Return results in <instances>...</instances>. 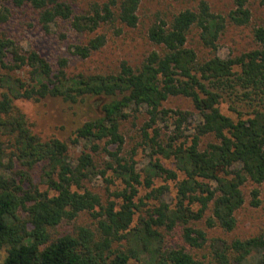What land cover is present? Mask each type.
<instances>
[{
	"label": "trees",
	"instance_id": "1",
	"mask_svg": "<svg viewBox=\"0 0 264 264\" xmlns=\"http://www.w3.org/2000/svg\"><path fill=\"white\" fill-rule=\"evenodd\" d=\"M139 5L140 0H93L76 13L65 0H0V136L7 137L0 140V249L6 250L1 264H264V236L210 238L198 225L232 231L235 213L245 202V183L253 185L250 204H259L257 185L264 181V26L251 28L254 46L249 50L226 57L215 53L228 23H250L247 0H231L226 14L199 0L167 20L156 19L146 29L154 48L141 63L133 67L122 60L108 73L68 75L64 57L54 70L37 50H22L3 30L12 7L28 6L45 33L52 24L67 22L72 33L84 37L68 46L71 55L84 59L105 45V28L117 33V25L136 27ZM192 31L208 49L207 56L188 42ZM19 70L26 76H16ZM47 96L70 102L106 97L98 115L73 132L71 144L86 143L74 158L66 141L35 134L14 104L18 97L38 101ZM173 96L191 100L198 118L192 129L186 128L190 111L163 106ZM221 103L232 115L220 110ZM141 109L145 117L138 136L149 155L143 175L132 155L121 154L120 132L128 110ZM169 119L172 135L161 138ZM204 134L214 141L201 147ZM100 154L107 158L103 170L94 158ZM154 155L171 159L173 167ZM37 169L45 190L33 182ZM108 170L123 186L110 193L118 202L102 203L83 183ZM178 172L183 174L180 180ZM155 178L175 181L173 202L164 198L169 183L155 186ZM139 187L147 190L144 197ZM145 198L154 203L145 208ZM81 212L95 220V231L86 226L72 233L58 231ZM176 229L181 242L170 245L166 236ZM184 244L206 247L208 260L197 259Z\"/></svg>",
	"mask_w": 264,
	"mask_h": 264
},
{
	"label": "rangeland",
	"instance_id": "2",
	"mask_svg": "<svg viewBox=\"0 0 264 264\" xmlns=\"http://www.w3.org/2000/svg\"><path fill=\"white\" fill-rule=\"evenodd\" d=\"M74 12L80 13L85 11L89 3L93 0H65ZM100 1V0H98ZM199 0H140L138 9L139 21L136 27H121L117 25L119 31L114 32L113 28H105L104 32L107 37L105 45L98 51L92 53L89 57L81 59L69 53L70 44L81 42L84 37H78L68 27L67 22H57L52 24L50 32L45 33L37 23L36 11L28 6L11 8V17L3 26V30L8 36L13 38L16 44L22 49H35L51 64L55 70L57 61L60 57L67 58L66 72L68 75L78 73H108L116 71L118 63L122 60L127 61L133 67L139 65L148 51L154 46L146 38L147 27L158 18L169 19L173 14L186 7H193ZM213 11L226 14L231 7V0H205ZM248 7L251 11V21L244 26H236L228 23L219 36L218 48L216 54L221 57L235 56L249 50L254 46L252 40L251 28L255 25L264 26V0H247ZM190 45H192L200 56H207L208 49L202 48L199 44L195 32L189 35ZM207 54V55H206ZM0 73L2 71L0 70ZM16 76L25 77L23 70L15 71ZM3 89L0 87V93ZM106 100L104 96L78 98L75 102L65 101L60 97L47 96L38 101L15 98L14 104L25 114L31 128L35 134L42 139L51 137L58 138L68 143L69 157H75L80 151L85 149V141L80 140L78 144H71L69 141L73 137V132L85 120L95 117L99 113V104ZM163 106L173 110L190 111L192 114L188 119L187 129L194 127L197 116L190 99L182 96L169 97ZM220 110L225 114H231L227 110V104L221 103ZM232 115V114H231ZM145 117L144 111L131 113L128 110L127 116L120 124V132L124 138L121 154L125 157L132 155L136 161V168L141 175L144 174L143 168L146 166L149 155L148 151L141 147L139 138V127ZM171 119L168 121V127L161 129V138H167L172 135ZM184 125V124H183ZM193 131V130H191ZM0 140L7 141V137L0 136ZM212 135L204 134L201 136V147L208 142H213ZM7 143V142H6ZM114 147V146H112ZM9 151V149H7ZM134 151V152H133ZM133 152V154H132ZM166 167L172 168L171 159L154 155ZM98 170H103L107 158L101 154L94 156ZM33 182L40 190H45L46 185L42 183L39 176V170L32 174ZM183 178V174L178 172L177 180ZM169 183L170 191L164 196L166 201L173 202L175 197V181H164L161 178L154 179V185ZM83 186L97 193L102 203L107 199H115L110 195L111 192L120 189L123 183L118 178H113L110 170L104 175L98 173L92 178L84 181ZM253 187L250 183L242 186L245 202L236 211V225L230 232H222L217 227L206 228L202 222L198 225L205 229L207 236L221 237L225 239L240 238L245 239L256 235L264 236V181L257 185L259 190V204L252 206L250 204V190ZM147 190L139 187V195L144 197ZM50 194L53 192L50 191ZM146 204L145 208L152 205L154 200L143 199ZM138 216L136 213L135 220ZM77 226H86L92 231L96 230V222L88 212H81L74 220L63 223L58 231L73 232ZM168 243L174 245L181 242L179 230L176 229L166 236ZM185 248L191 252L197 259L207 261L208 249ZM6 255L5 248L0 249V264Z\"/></svg>",
	"mask_w": 264,
	"mask_h": 264
}]
</instances>
